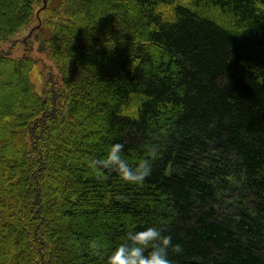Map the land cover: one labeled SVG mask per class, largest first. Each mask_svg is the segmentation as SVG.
I'll return each mask as SVG.
<instances>
[{
	"label": "trees",
	"instance_id": "1",
	"mask_svg": "<svg viewBox=\"0 0 264 264\" xmlns=\"http://www.w3.org/2000/svg\"><path fill=\"white\" fill-rule=\"evenodd\" d=\"M33 18L57 72L38 93L0 49V264H106L148 226L173 264H264V0H0V44ZM115 142L161 145L142 184L90 166Z\"/></svg>",
	"mask_w": 264,
	"mask_h": 264
},
{
	"label": "clouds",
	"instance_id": "2",
	"mask_svg": "<svg viewBox=\"0 0 264 264\" xmlns=\"http://www.w3.org/2000/svg\"><path fill=\"white\" fill-rule=\"evenodd\" d=\"M144 155L132 162L124 155V144L115 142L108 146L101 158H93L91 167L98 175L110 170L128 183L142 184L151 175L153 161L160 154L161 145L155 142L146 143ZM93 249H99L96 240L90 242ZM170 251L174 254L183 252V245L173 242L170 234H164L161 228L148 226L136 230L129 229L123 241L117 244L106 257V264H173L169 258Z\"/></svg>",
	"mask_w": 264,
	"mask_h": 264
},
{
	"label": "rangeland",
	"instance_id": "3",
	"mask_svg": "<svg viewBox=\"0 0 264 264\" xmlns=\"http://www.w3.org/2000/svg\"><path fill=\"white\" fill-rule=\"evenodd\" d=\"M38 16V14H37ZM37 18H33L26 26L22 27L16 32L8 41L0 44V49L9 51L14 57H20L27 53L33 58H36L35 66L31 72V79L34 84L35 90L38 93H42L43 86L45 84L42 74L45 72L56 73L55 67L47 59L45 52L41 48L42 37L40 39L33 33H30L31 28L37 24ZM49 30L45 31L47 36Z\"/></svg>",
	"mask_w": 264,
	"mask_h": 264
}]
</instances>
